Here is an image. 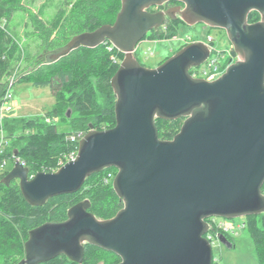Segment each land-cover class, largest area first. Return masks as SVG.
<instances>
[{"label": "water", "instance_id": "water-1", "mask_svg": "<svg viewBox=\"0 0 264 264\" xmlns=\"http://www.w3.org/2000/svg\"><path fill=\"white\" fill-rule=\"evenodd\" d=\"M168 2L181 6L150 11ZM120 3L112 25L76 35L42 59L54 62L80 47L106 42L123 53L110 80L115 126L96 131L89 125L73 159L54 172L30 177L15 159L1 183L17 180L24 200L42 206L114 168L112 187L123 207L100 220L88 211V201L75 204L65 221L28 232L24 258L17 264H42L59 256L81 264L85 244L117 255V264H212V247L204 238L207 219L264 214V0ZM251 12L260 20L248 23ZM166 17L224 30L240 60L214 81L194 78L190 70L204 64L210 51L202 42H191L155 68L142 66L136 47ZM180 118L179 132L171 140L159 139L155 121ZM218 242L232 248L223 235Z\"/></svg>", "mask_w": 264, "mask_h": 264}, {"label": "trees", "instance_id": "trees-1", "mask_svg": "<svg viewBox=\"0 0 264 264\" xmlns=\"http://www.w3.org/2000/svg\"><path fill=\"white\" fill-rule=\"evenodd\" d=\"M27 1L0 0V105L13 76L14 83L27 82L34 88H48L55 105L41 116L4 117L0 161L10 159L14 164L15 159H18L28 168L29 176L32 177L38 172L56 171L60 159L77 151L78 144L69 140L70 135L77 132L86 134L89 125L96 131L115 126L116 97L110 80L124 54L106 42L94 49L80 47L54 62H42L44 55L63 49L74 36L94 31L105 24L112 25L121 3L120 0H74L68 13L60 9L47 18L44 13L33 10ZM17 17L22 22V37L38 46L32 56L20 55V40L13 36L11 28ZM259 19L257 12H251L248 23ZM179 24H183L179 19L166 21L162 27L150 31L143 41L171 40L176 37ZM185 45L187 43L172 54ZM229 51L234 53L232 47ZM171 55H167L162 62ZM136 59L141 64L140 59ZM227 62L228 58L222 64ZM67 111L70 116H67ZM58 119L64 124V131L58 129ZM182 122L183 118L172 121L157 119L155 125L159 139L171 140L179 132ZM8 172L0 175V264L20 262L24 258L28 232L47 222L65 221L69 208L79 202L88 201V211L100 220L114 217L123 207L112 187V180L117 173L114 168L89 176L77 192L50 198L42 206H31L24 200L17 180L8 186L1 183ZM261 192L264 195V184ZM243 224V230L253 242L257 263L264 264V214L244 217ZM222 235L230 241L227 234ZM101 261L103 264H117L120 258L85 244L81 264H99ZM42 264L76 263L59 256Z\"/></svg>", "mask_w": 264, "mask_h": 264}, {"label": "rangeland", "instance_id": "rangeland-1", "mask_svg": "<svg viewBox=\"0 0 264 264\" xmlns=\"http://www.w3.org/2000/svg\"><path fill=\"white\" fill-rule=\"evenodd\" d=\"M74 0H28L27 3L37 13H44L45 16L50 17L60 9L68 13L71 10ZM21 19H17L12 24V34L20 41V55L32 56L37 50V44H34L30 39L22 37ZM17 33H16V32ZM14 32L16 34H14ZM207 36L213 40L212 47L216 51L227 52L231 44L227 38L226 32L222 29L209 28L201 23L188 26L179 24L176 37L171 40H164L160 42H152L144 40L138 44L135 50V56L140 59L141 64L146 68H155L158 63L162 62L167 55H171L173 51L179 48L184 43L202 42L206 43ZM27 44V45H26ZM26 45V46H25ZM173 55V54H172ZM171 55V56H172ZM215 54H212L214 56ZM12 96L11 111L4 113V117L9 118H31L41 116L50 111L55 105V99L50 94L48 88H34L29 83L16 82L10 88ZM67 116L70 112L67 111ZM57 127L60 131L65 130L64 124L60 123L58 119ZM1 138V134H0ZM2 153L0 152V155ZM13 162L10 159L6 160L4 168L0 167V175L12 169ZM217 221H225L227 225L233 227L244 222V217L235 219L216 218ZM229 242L234 245L232 248L222 245L218 241L212 244V254L215 260L214 264H258L253 242L246 232V230L237 231V235L230 233ZM108 259L110 260L109 256ZM99 264H103L101 261Z\"/></svg>", "mask_w": 264, "mask_h": 264}, {"label": "built area", "instance_id": "built-area-1", "mask_svg": "<svg viewBox=\"0 0 264 264\" xmlns=\"http://www.w3.org/2000/svg\"><path fill=\"white\" fill-rule=\"evenodd\" d=\"M212 43H213L212 38L210 36H207L206 43H204V44L209 48L210 55L204 64H202L201 66H199L197 68H192L190 70L191 71L190 74L192 75V77L200 78V79L205 78L206 81H214L224 73V71L226 70V68L230 64L234 63L237 60H240L239 56L236 53H231L229 50L223 54L220 53L221 51H216L212 47ZM212 54H215V55L212 56ZM227 58H228V62L226 64H224V63L222 64V62ZM223 65H224V67H222ZM14 79H15V76L10 78L9 89L5 93L3 100H2V104L0 105V134H1L0 152H1V145L3 142V137H2V135H3L2 124H3V120H4L3 114L11 111L12 96L10 93V88L14 85ZM46 122L50 123V121L48 119H46ZM83 136H84V133L77 132V133L70 135L68 138L71 142L77 143ZM74 154H75V152H72V153L64 156L63 159H60L58 162L57 170L61 166H63L66 162L71 161L73 159ZM5 165H6V160H1L0 161V167L4 168ZM109 176H110V174H109ZM206 222L208 224V231L204 235V238H206L208 240L211 247H212V244L214 241H218V237L220 235H222V233H225V234L233 233V234L237 235V231L243 230V228H244L243 223L233 227L232 225H230V226L227 225L225 223V221H217V219L214 217L209 218Z\"/></svg>", "mask_w": 264, "mask_h": 264}, {"label": "flooded vegetation", "instance_id": "flooded-vegetation-1", "mask_svg": "<svg viewBox=\"0 0 264 264\" xmlns=\"http://www.w3.org/2000/svg\"><path fill=\"white\" fill-rule=\"evenodd\" d=\"M178 6H181V4H179V3H177V2H168V3H165V4H163L162 6H160V7H153V8H151L150 10L152 11V12H166L167 10H169V9H174V8H176V7H178ZM175 15L176 16H178L177 15V13H175ZM260 20V19H259ZM258 20V21H259ZM166 21H176V20H170L168 17H166V19H165V21H164V24L166 23ZM257 22V21H256Z\"/></svg>", "mask_w": 264, "mask_h": 264}]
</instances>
